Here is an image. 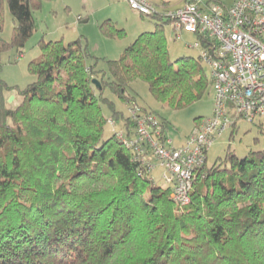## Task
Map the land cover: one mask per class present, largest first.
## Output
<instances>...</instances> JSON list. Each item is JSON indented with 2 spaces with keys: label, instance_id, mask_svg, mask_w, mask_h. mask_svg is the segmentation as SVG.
I'll use <instances>...</instances> for the list:
<instances>
[{
  "label": "trees",
  "instance_id": "1",
  "mask_svg": "<svg viewBox=\"0 0 264 264\" xmlns=\"http://www.w3.org/2000/svg\"><path fill=\"white\" fill-rule=\"evenodd\" d=\"M6 3L14 26L10 41L0 37V52L23 47L39 0ZM165 3L148 16L154 29L117 59L94 57L80 39L41 40L27 64L32 82L17 89L0 80V264H264V148L243 157L228 150L205 163L181 206L118 132L104 137L103 106L123 119L105 90L135 101L129 90L139 80L156 101L179 110L211 87L198 60L171 59ZM99 27L107 37L125 35L110 19ZM3 89L16 90L14 107ZM124 119L127 129L135 125ZM160 123L164 133L168 122Z\"/></svg>",
  "mask_w": 264,
  "mask_h": 264
},
{
  "label": "built area",
  "instance_id": "2",
  "mask_svg": "<svg viewBox=\"0 0 264 264\" xmlns=\"http://www.w3.org/2000/svg\"><path fill=\"white\" fill-rule=\"evenodd\" d=\"M125 1L140 15L158 11L151 0ZM161 13L170 20L175 37L182 31L196 36L192 46L209 67L212 114L199 119L178 147L163 137L155 117L142 116L138 107L133 117L136 138L117 134L125 146L139 152L149 173L155 162L163 168L162 179L170 188V198L185 206L191 200L196 171L205 164L213 140L239 119H264V0H234L230 6L216 0H184L173 10L163 6ZM142 144L152 150L151 156L141 153Z\"/></svg>",
  "mask_w": 264,
  "mask_h": 264
},
{
  "label": "rangeland",
  "instance_id": "3",
  "mask_svg": "<svg viewBox=\"0 0 264 264\" xmlns=\"http://www.w3.org/2000/svg\"><path fill=\"white\" fill-rule=\"evenodd\" d=\"M116 1L39 0L38 6L33 10L35 29L20 49L22 54L20 55V50L15 47L0 52V80L7 87H16L17 89H23L32 82L34 76L29 73L27 64L39 56L38 44L41 40L61 39L63 42H70L80 39L83 44L87 45L94 57L117 59L124 48L139 33L154 29L155 20L148 16H141L129 6L126 7L123 3ZM151 1L157 4L162 3V0ZM183 1L168 0V8L173 10L181 6ZM216 1L228 5L231 0ZM0 13V37L5 41H10L14 19L7 7L6 0H0ZM107 19L113 21L117 28L124 30L125 35L122 38L107 37L101 32L99 26ZM164 33L171 59L182 56L192 57L198 60L205 75L209 78V67L199 59V50L192 46L196 36L182 31L179 36L175 37L171 24L164 26ZM93 61V59H88V63H93ZM96 67L103 71L107 69V65L102 59L98 60ZM129 92L135 96V101L122 102L108 90L104 91V95L113 102L114 109L118 113L120 112L123 117L116 121V117H111L110 109L107 106L102 107L104 116L108 119L104 127V137L111 135L114 130L124 138L134 140L137 136L135 125H129L127 129L124 117L134 119V110L135 107H138L141 109L142 116L153 115L160 128H162L160 120H166L168 123L164 136L171 139L172 145L178 147L185 142L186 136L194 129L197 118L210 117L212 114L214 97L212 87H209L199 100L179 110L171 109L156 101L149 93L147 85L142 81H135ZM16 93L14 89H3V94L7 96L10 107H14L19 100ZM11 96H13L12 100H10ZM261 122L262 126L259 128L257 120L251 123L239 119L234 130L229 128L213 140L207 150L206 165L210 166L217 159H224L228 150L233 151L237 157H243L252 150L263 149L264 119ZM126 130H130V136L127 135ZM231 130H233L232 133ZM162 172L163 168L155 162L150 177L155 185L165 187L166 183L162 179Z\"/></svg>",
  "mask_w": 264,
  "mask_h": 264
},
{
  "label": "crops",
  "instance_id": "4",
  "mask_svg": "<svg viewBox=\"0 0 264 264\" xmlns=\"http://www.w3.org/2000/svg\"><path fill=\"white\" fill-rule=\"evenodd\" d=\"M162 1H165V2H166L165 5H166V7L168 8V0H162ZM233 1H234V0H231V1H230V4L225 5V6H230V5L233 3ZM116 2H118V3H123L126 7L128 6L125 0H117ZM183 2H184V1H183ZM182 4H183V3H182ZM135 12H136V11H135Z\"/></svg>",
  "mask_w": 264,
  "mask_h": 264
},
{
  "label": "water",
  "instance_id": "5",
  "mask_svg": "<svg viewBox=\"0 0 264 264\" xmlns=\"http://www.w3.org/2000/svg\"><path fill=\"white\" fill-rule=\"evenodd\" d=\"M92 82L96 85L97 88H100V84L96 79H93ZM13 99V96H11L10 100Z\"/></svg>",
  "mask_w": 264,
  "mask_h": 264
}]
</instances>
